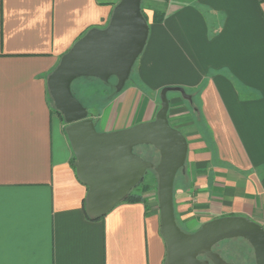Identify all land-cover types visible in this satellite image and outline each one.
<instances>
[{
  "label": "crops",
  "instance_id": "crops-1",
  "mask_svg": "<svg viewBox=\"0 0 264 264\" xmlns=\"http://www.w3.org/2000/svg\"><path fill=\"white\" fill-rule=\"evenodd\" d=\"M120 1L0 0V264H165L154 174L140 192L146 203L89 219L88 188L49 99L62 57L104 29ZM142 10L146 87L110 93L90 112L98 131L153 121L162 89L184 88L192 103L168 95L170 123L189 143L178 224L196 232L239 216L264 227V0H143ZM155 12L162 23H152Z\"/></svg>",
  "mask_w": 264,
  "mask_h": 264
},
{
  "label": "water",
  "instance_id": "water-1",
  "mask_svg": "<svg viewBox=\"0 0 264 264\" xmlns=\"http://www.w3.org/2000/svg\"><path fill=\"white\" fill-rule=\"evenodd\" d=\"M142 3L143 0H121L113 9L108 26L92 29L78 40L47 80L55 109L67 125L77 177L88 188L87 216L91 220L105 217L153 172L158 183L165 264H231L213 248L235 238L248 241L256 264H264V227L249 218L214 219L194 233L184 232L177 222L175 184L180 172L186 173L189 143L170 123L168 95L178 92L192 103V96L184 88L162 89L161 108L155 120L108 133L98 131L93 114L73 94V83L83 77L105 84L115 78L116 93L123 92L150 35ZM141 146L154 147L160 154L159 162L137 155L134 150Z\"/></svg>",
  "mask_w": 264,
  "mask_h": 264
},
{
  "label": "rangeland",
  "instance_id": "rangeland-1",
  "mask_svg": "<svg viewBox=\"0 0 264 264\" xmlns=\"http://www.w3.org/2000/svg\"><path fill=\"white\" fill-rule=\"evenodd\" d=\"M138 65H139V61H137V63L135 64L133 68L131 78L127 82L126 88L129 87L131 84H133L134 81H137L139 85H142V86L144 85V87H146L145 83L140 78H138L140 77L137 72ZM116 84H117V80L115 78L111 79L109 84H105L102 81L95 79V78L83 77V78L76 80L73 83L72 91L75 97L86 108H88L91 113H93V112H99L102 109V107H104L106 103L109 102V99H108L109 94L116 93L115 92ZM180 95L181 94L178 92L169 93L170 97L180 96ZM49 99L51 101L52 107L55 109V104H54L53 99L50 96V93H49ZM158 102L161 108L160 96L158 98ZM134 151L137 155H139L145 160L152 161L154 163H158L160 160L159 152L152 146H143V147L135 148ZM151 174H154V177H155L154 190L156 191V198L158 199V195H157L158 183H157V176L155 175V173L149 172L147 176L145 177V180L143 183H146V180ZM182 175L183 174L180 172V174L177 176V182H178V179L179 181H181ZM137 189L138 187L134 190V192H137L138 191ZM179 226L186 233H194V232L189 231L183 225L179 224ZM213 251L219 254L223 260L231 264H256L254 250L252 246L250 245V243L243 238H235L231 240L222 241L213 248Z\"/></svg>",
  "mask_w": 264,
  "mask_h": 264
},
{
  "label": "trees",
  "instance_id": "trees-1",
  "mask_svg": "<svg viewBox=\"0 0 264 264\" xmlns=\"http://www.w3.org/2000/svg\"><path fill=\"white\" fill-rule=\"evenodd\" d=\"M144 13V12H143ZM144 16L146 17V19L148 20L147 16L144 14ZM164 17H165V14L162 13V12H155L154 13V16H153V24H160L163 22L164 20ZM116 92V91H115ZM118 94V93H115V95ZM55 112L57 114H59L62 118V114H60L59 112H57L56 109H54ZM66 131V129H65ZM75 158L73 160V166L74 168L75 167ZM138 191L137 192H132L128 198L124 201V203H130V204H135V203H146V199L143 197V194H140V192H148L150 190V187L149 185L145 184V183H142L141 185L138 186ZM86 211V210H85ZM90 219V218H89Z\"/></svg>",
  "mask_w": 264,
  "mask_h": 264
},
{
  "label": "flooded vegetation",
  "instance_id": "flooded-vegetation-1",
  "mask_svg": "<svg viewBox=\"0 0 264 264\" xmlns=\"http://www.w3.org/2000/svg\"><path fill=\"white\" fill-rule=\"evenodd\" d=\"M141 147H143V146H141ZM139 148V147H138Z\"/></svg>",
  "mask_w": 264,
  "mask_h": 264
}]
</instances>
